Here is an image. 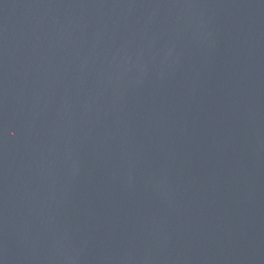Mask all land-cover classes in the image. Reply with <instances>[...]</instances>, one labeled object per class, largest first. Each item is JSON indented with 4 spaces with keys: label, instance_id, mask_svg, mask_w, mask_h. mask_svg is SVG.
<instances>
[{
    "label": "water",
    "instance_id": "95a60500",
    "mask_svg": "<svg viewBox=\"0 0 264 264\" xmlns=\"http://www.w3.org/2000/svg\"><path fill=\"white\" fill-rule=\"evenodd\" d=\"M0 264H264V0H0Z\"/></svg>",
    "mask_w": 264,
    "mask_h": 264
}]
</instances>
